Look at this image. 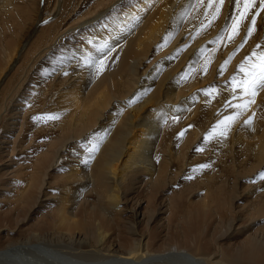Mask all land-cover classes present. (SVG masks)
I'll return each instance as SVG.
<instances>
[{
    "label": "bare ground",
    "instance_id": "1",
    "mask_svg": "<svg viewBox=\"0 0 264 264\" xmlns=\"http://www.w3.org/2000/svg\"><path fill=\"white\" fill-rule=\"evenodd\" d=\"M214 11L208 0H0V260L41 264L26 256L54 249L77 264H264V225H236L264 216V88L218 125L238 111L226 101L243 103L228 81L264 45V10L231 42L234 5ZM250 171L237 214L227 197ZM186 174L200 182L174 200Z\"/></svg>",
    "mask_w": 264,
    "mask_h": 264
},
{
    "label": "snow or ice",
    "instance_id": "2",
    "mask_svg": "<svg viewBox=\"0 0 264 264\" xmlns=\"http://www.w3.org/2000/svg\"><path fill=\"white\" fill-rule=\"evenodd\" d=\"M201 3H203V0H201ZM223 3L224 0H208V7L215 9V11L213 12L214 19L219 15ZM231 3L234 5L235 14H230V16L227 19L231 21V24L230 25L226 24L225 27L222 29V33H227L229 26L232 29L231 35L228 36V42H231L234 39V37L239 34L241 24H243L245 20H248L249 15L250 13H252L253 9H255L256 15H259L260 11L264 10V0H259V5H260L259 8H256L257 0H231ZM256 15H251V20L249 26L246 29L245 36L241 40L240 44L237 45V47L231 53H229L228 57L225 58L223 63L220 65V68L218 70L220 75L223 74V71L225 70L226 66L231 61L232 56H234L235 53L244 46L248 38L253 34L256 24ZM216 40L217 41L223 40V35L218 34ZM165 41H167V37H165ZM177 51H179V49ZM199 51L203 53L205 50L201 48ZM213 51H215V49H213ZM210 60L211 57H209L208 63H210ZM203 71L205 72L207 71L206 65L203 67ZM182 78L186 79L187 74H185V76ZM228 83L233 85V87L230 89V91L233 93V99H237L236 96L237 89L240 90L239 97L243 99L244 97H249V98L255 97L258 91L261 88H264V45L257 44L252 49L251 53L248 56H245L244 60L241 61L239 65H237V69L233 73V75L229 77ZM201 91H203L205 95H210L211 92L214 91V88L210 87V88L202 89ZM251 102H253L251 99H243L242 104H232L230 101H226L225 107H231L237 109L238 111L234 112L230 116L224 117V120L218 121V125L225 124V121H227L229 123L225 124V127H228L230 123L234 122L235 119L239 116L240 111L245 110L247 108V105ZM49 118L56 119L58 117L53 114L50 115ZM250 122H251V118L245 121V123H250ZM216 127L217 125L213 126V132L215 131ZM219 134L225 135L226 133L224 131H221ZM180 135L181 136L183 135V131L180 133ZM210 136L211 133L209 135H206L204 137V140L207 141L210 138ZM200 150L202 149L199 148L197 149V151ZM200 167H205V166L201 165ZM260 178L264 179V172L260 174Z\"/></svg>",
    "mask_w": 264,
    "mask_h": 264
},
{
    "label": "rangeland",
    "instance_id": "3",
    "mask_svg": "<svg viewBox=\"0 0 264 264\" xmlns=\"http://www.w3.org/2000/svg\"><path fill=\"white\" fill-rule=\"evenodd\" d=\"M128 151H129V149H128ZM59 163H61V162H59ZM61 173H62V168H59L56 171H52L50 178L53 179L54 181L55 180L59 181L62 179ZM251 173H252V171L242 173V176H248V177L243 178L241 180H238L236 187L232 190V192H230L228 194L227 203L233 204L236 206V208L238 209L237 214L245 209V205L248 201V195H249L248 186L253 183L252 178L249 176ZM188 177H191V178H188ZM178 178H179L178 182L174 183L173 186L169 187L170 192L168 193V195H170L171 198H174V200H177L178 198H182L183 196H185L191 189H194L195 187H197L198 183L200 182L199 180H197L195 178L194 174H190V175L186 174L183 176H179ZM209 179H210V181H205V182L206 183L211 182V180L213 179V176H210ZM4 195L6 197L12 196V194H9L8 191H6ZM237 197H240V198L236 199ZM51 205H52V207L54 206L53 204H51ZM0 207H1L0 209L2 211L8 209L7 205L0 204ZM1 210H0V212H1ZM22 215H24V214H22ZM37 215L38 214H36L35 216H37ZM41 217L45 218V216H41ZM262 217H264V216L261 214H258V213H254L251 216L244 217L242 219V221H240L236 225L240 224L239 228L246 229V232L244 235H247L249 233L254 232V230L257 227H261L264 225V218H262ZM259 218H261V219H259ZM253 219H259V220L255 224L253 223L254 224L253 225V224L249 223V221H251ZM11 220L12 219H9V217L7 216V217H5L4 220H2L1 223H6L9 226H13L14 221H11ZM38 221L35 222L33 220H30L28 223L33 224L32 225V228H33V227H37ZM230 226L226 227L225 230H222L221 232L219 230L216 231L213 236L215 237L216 235H218L222 232H225L226 234H228L232 228ZM14 237H16V236L14 235ZM233 240H235V238L227 239V240H225V243L231 242ZM43 247H45V246H43ZM40 253H38V254L32 253L26 257L32 263L40 262L41 264H74L75 262H78V261L74 260L73 257H71V256L68 257V254L66 255L65 253H62L61 251L59 252V251L54 250V249H48L47 251H42ZM21 254H27V253L21 252ZM34 258H35V260H34ZM21 259H23L22 256H20V254L18 252H16V253H14V255L12 254L9 257H7V259L0 260V264H19V261L22 262ZM15 262H17V263H15ZM75 264H77V263H75Z\"/></svg>",
    "mask_w": 264,
    "mask_h": 264
}]
</instances>
